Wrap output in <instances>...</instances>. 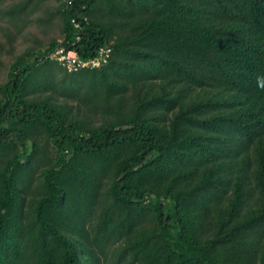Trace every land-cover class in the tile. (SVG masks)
<instances>
[{
  "label": "trees",
  "instance_id": "16d2710c",
  "mask_svg": "<svg viewBox=\"0 0 264 264\" xmlns=\"http://www.w3.org/2000/svg\"><path fill=\"white\" fill-rule=\"evenodd\" d=\"M30 1L0 7V22ZM60 12L63 41L17 60L0 86V264H264V0H72ZM110 42L97 69L47 57L64 45L89 59ZM54 64L63 75L45 89L111 112L132 92L128 113L91 127L58 98H27ZM37 127L57 155L24 220Z\"/></svg>",
  "mask_w": 264,
  "mask_h": 264
},
{
  "label": "rangeland",
  "instance_id": "374dc122",
  "mask_svg": "<svg viewBox=\"0 0 264 264\" xmlns=\"http://www.w3.org/2000/svg\"><path fill=\"white\" fill-rule=\"evenodd\" d=\"M20 2L25 3L26 0H0V7L8 9L12 7L18 11ZM60 7L61 0H32L25 11L20 12L17 17L14 16V20L6 17L0 22V86L8 80L10 68L17 60L23 58L24 63H31L51 41H63ZM101 17L106 18L100 16V19ZM48 69L47 73H44L43 69L38 71L36 84L29 89L27 98L34 100L58 98L70 120L80 121L86 126H99L112 120L117 114L128 113L129 107L132 106V92L124 96L119 111L111 112L101 104L97 106V101H94L91 95H83L82 98L65 97L51 89H45L44 84H47L48 78L55 76L56 81L59 82L60 76L63 75V71L56 64ZM31 132L37 151L35 162L28 169L26 176L27 186L23 194L24 220L31 217L33 205L42 194L43 171L55 161L57 155L56 148L47 139L46 132L42 128H34ZM5 157V154L0 156V165ZM100 183L101 197L107 198L109 179H104ZM120 243L121 241L116 242L114 248L119 247Z\"/></svg>",
  "mask_w": 264,
  "mask_h": 264
},
{
  "label": "built area",
  "instance_id": "2783aa9c",
  "mask_svg": "<svg viewBox=\"0 0 264 264\" xmlns=\"http://www.w3.org/2000/svg\"><path fill=\"white\" fill-rule=\"evenodd\" d=\"M62 2H71L72 0H61ZM75 25H79L73 20ZM113 42L103 45L96 56L89 59H82L76 49L67 48L64 45L57 46L55 50L50 51L48 59L58 62L68 72H79L85 69H97L108 64L113 55Z\"/></svg>",
  "mask_w": 264,
  "mask_h": 264
},
{
  "label": "crops",
  "instance_id": "0c3cea01",
  "mask_svg": "<svg viewBox=\"0 0 264 264\" xmlns=\"http://www.w3.org/2000/svg\"><path fill=\"white\" fill-rule=\"evenodd\" d=\"M20 3H22V2H20Z\"/></svg>",
  "mask_w": 264,
  "mask_h": 264
}]
</instances>
